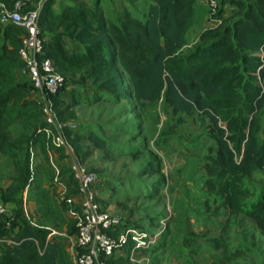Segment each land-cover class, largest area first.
I'll use <instances>...</instances> for the list:
<instances>
[{
    "label": "trees",
    "instance_id": "trees-1",
    "mask_svg": "<svg viewBox=\"0 0 264 264\" xmlns=\"http://www.w3.org/2000/svg\"><path fill=\"white\" fill-rule=\"evenodd\" d=\"M16 1L0 3L12 8ZM20 1L24 10L36 8L39 2ZM195 3L151 0L145 12L125 9L113 18L105 15L96 0L90 6L67 4L59 12H55L53 0H43L39 25L45 55L64 76L70 73L90 79L98 88L117 97H131L142 107L162 100L173 112L205 115L216 151L206 155L200 165L204 188L231 214L248 217L264 234V183L256 192L246 182L264 170V0H218L215 16L222 21L203 29L184 51ZM224 5L230 6L228 12ZM22 33L18 27L0 23V154L11 159L16 171L12 177L15 186L1 192L0 201L5 203L30 183L29 149L36 146L40 134L45 135L40 131L45 125L40 110L28 115L21 104L9 108L27 96V88L18 85L1 91L12 70L23 69L18 55ZM67 38L77 42L80 50H69ZM30 89L31 85L29 94ZM61 100V94L54 96L56 111L64 122L75 115L71 107L77 102L64 105ZM21 118L22 129L16 136L12 124ZM78 129L65 127L64 133L79 153L86 134ZM90 137L103 144L95 134ZM69 179L68 192L75 194L71 172ZM10 214L9 226L0 223V239H11L6 246L0 242V264H73L66 241L48 236L50 226L27 218L20 205ZM65 229L74 235L75 222L69 219ZM128 263L127 258L110 260V264Z\"/></svg>",
    "mask_w": 264,
    "mask_h": 264
},
{
    "label": "rangeland",
    "instance_id": "rangeland-1",
    "mask_svg": "<svg viewBox=\"0 0 264 264\" xmlns=\"http://www.w3.org/2000/svg\"><path fill=\"white\" fill-rule=\"evenodd\" d=\"M137 1L138 8H146L147 0ZM228 8L229 5L226 12ZM65 76L61 101L64 105L77 102L71 107L75 115L69 120L79 125L78 132L86 134L80 152L73 149L72 153L99 178L96 199L104 210L132 224L164 226L160 242L137 253L128 264H264V234L248 217L231 214L220 205L219 198L207 194L204 188V170L200 165L206 155L216 151L205 115L196 111L173 112L162 100L142 107L131 97L111 95L90 79L70 73ZM18 85L27 88V96L9 108L13 110L21 104V110L28 115L39 113L23 69L14 68L1 91ZM127 88L124 84L123 90ZM23 119L12 124L16 136ZM261 127L262 134L264 113ZM90 134H95L103 144ZM34 149L37 154L39 149H47L57 155V169L51 167L46 156L38 155L35 161V221L65 230L69 218L57 197L62 190L60 184L66 185L70 180V155L54 148L51 138L42 134ZM6 160L0 161V166L6 172L5 178L13 179L15 167L8 166ZM246 182L257 192L264 183V170L257 171ZM16 195L20 197L21 193L17 191ZM9 203L12 212L18 204L15 199Z\"/></svg>",
    "mask_w": 264,
    "mask_h": 264
},
{
    "label": "built area",
    "instance_id": "built-area-1",
    "mask_svg": "<svg viewBox=\"0 0 264 264\" xmlns=\"http://www.w3.org/2000/svg\"><path fill=\"white\" fill-rule=\"evenodd\" d=\"M207 6V17L216 23L221 20L215 16L219 9L218 0H203ZM43 0H39L34 9H23V2L17 0L12 8L0 3V23L13 25L22 30L21 45L18 55L23 61V71L31 85L30 93L42 113L44 132L56 149H62L70 155V171L77 186L75 194L68 192V185L60 184L58 200L64 204L66 216L76 225L73 238L66 229L50 228L49 237L62 238L66 241V250L73 264H110L112 258H127L134 261L137 253L157 245L164 233V226L159 228L140 227L130 224L119 215L104 210L96 199L99 192L98 177L72 151L64 128L77 130L79 125L73 121H61L54 105V96L60 94L65 85V76L45 55L44 41L40 31V9ZM30 146L29 170L30 183L34 181L36 151ZM51 166L57 169L51 161ZM29 218V212L25 211ZM12 219L5 202L0 201V223L10 225ZM164 225V224H162ZM147 264V263H146Z\"/></svg>",
    "mask_w": 264,
    "mask_h": 264
},
{
    "label": "crops",
    "instance_id": "crops-1",
    "mask_svg": "<svg viewBox=\"0 0 264 264\" xmlns=\"http://www.w3.org/2000/svg\"><path fill=\"white\" fill-rule=\"evenodd\" d=\"M93 1L94 0H53V8H54L55 12H59L60 9L64 5H67V4H79V5H84V6H90L93 3ZM150 1L151 0H147L146 8L141 9V8H138L136 6L138 3L137 0H96V2H99L100 6L102 7L103 11L105 12V15L111 16L113 18L118 16L125 9L132 10L135 12H140V13L145 12L147 10V7H148V4ZM220 1H223V0H220ZM195 6H196V11H195V15H194L193 20H192V24H191L190 28L188 29V31L186 32V37L189 38V40H187L186 45H184V47L181 50H183L185 47H186L185 49L191 47L192 44H194L196 42L198 34L203 29L214 26L213 21L209 20L207 17L206 3L203 0H196ZM227 6L228 5H224V10L227 9ZM66 42H67V48L69 50H78V51L80 50L79 44L77 42H75L74 40L67 38ZM38 155H41L42 157L46 156L50 161V165H51V161H52L57 167V164H56L57 163V161H56L57 155L55 153L47 150L46 153L44 154L39 149L38 154L36 155V159H38ZM0 157H2L0 159V161H2L3 159L6 160L4 158L5 157L4 154H0ZM7 158L9 160L8 159L6 160L8 163V164L7 163L6 164L11 167L12 166L11 159L9 157H7ZM42 163H43V165H46L45 163H47V161L43 160ZM3 167H5V166L3 165ZM1 170H2V167L0 166V195L4 189H6L7 187H10L14 183L13 179L5 178L6 172H5V170H2V171ZM35 190L36 189H34V182H33L27 191L24 190L21 193L20 197H15L17 204L22 207L23 213H25V211L29 212V216L34 221L36 220L35 219L36 218L35 208L37 205ZM6 204H7L9 213H11L10 209H9L10 203L6 202ZM0 242L4 246H6L11 242V239L5 237V238L0 239ZM139 253H141V252H139Z\"/></svg>",
    "mask_w": 264,
    "mask_h": 264
}]
</instances>
